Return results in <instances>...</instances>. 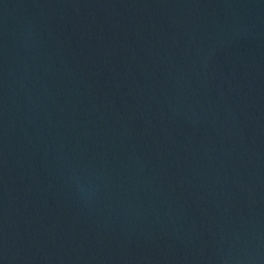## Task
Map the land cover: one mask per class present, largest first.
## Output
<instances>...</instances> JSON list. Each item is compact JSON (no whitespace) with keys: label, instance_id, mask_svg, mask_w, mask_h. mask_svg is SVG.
Returning <instances> with one entry per match:
<instances>
[{"label":"water","instance_id":"1","mask_svg":"<svg viewBox=\"0 0 264 264\" xmlns=\"http://www.w3.org/2000/svg\"><path fill=\"white\" fill-rule=\"evenodd\" d=\"M0 264H264V0H0Z\"/></svg>","mask_w":264,"mask_h":264}]
</instances>
